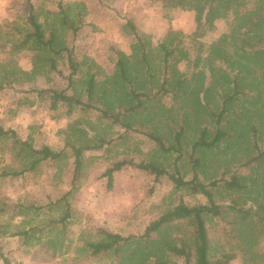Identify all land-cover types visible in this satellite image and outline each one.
<instances>
[{"label": "rangeland", "instance_id": "obj_1", "mask_svg": "<svg viewBox=\"0 0 264 264\" xmlns=\"http://www.w3.org/2000/svg\"><path fill=\"white\" fill-rule=\"evenodd\" d=\"M60 2L69 7L77 31L63 26L53 14L58 12ZM31 3L47 37L48 30L55 27L57 41L73 51L79 73L85 76L89 66L96 71L101 81L99 94L115 74L118 53L130 55L134 51L137 39L128 21L148 41L152 54L158 50L157 40L163 34L170 30L181 31L186 59L178 67L187 72L206 68V73L197 77L196 82L209 84L215 93L216 89H226L228 84L217 71L220 62L212 60V44L223 35H230L243 15L256 11L258 5H264V0H226L208 12L205 7L202 10L203 4L198 1L187 0L183 5L180 0H0V83H5L0 89V124L5 129H15L36 148L47 145L63 151L61 159L44 160L30 168L33 158L14 146L12 139L0 140V249L20 264H117L111 255H89L86 244L103 238L99 229L140 235L151 220L180 197L191 204L204 199L175 189L165 177L153 184L152 175L133 167L115 174L118 190L107 186L104 172L124 156L155 159L172 169L178 153L162 154L144 133L113 123L101 117L98 110L68 111L65 105L52 110L47 93L39 95L28 91L53 88L86 99L83 79L77 76L78 79L70 81L67 50L54 56L57 67L54 70L40 62L35 64L38 50L32 47L17 50L12 43L5 42L8 36L5 33L14 32L10 23L22 30L26 26ZM79 15L82 21H78ZM157 55L154 57L159 62L161 57ZM210 66L212 71L208 69ZM162 77V73H158L156 78ZM180 100L166 98L164 119L171 120L170 116L177 115V111L168 108ZM95 105L102 107L99 103ZM136 127L149 130L147 124ZM165 130H169V125ZM69 139L74 140L76 146L86 140L91 143L99 139L109 141L102 149L83 153L79 176L74 183L75 156ZM192 139L193 132L187 135L188 142ZM189 151L191 147L186 146L178 162L187 178L192 174L187 162ZM243 154L238 147H233V150L219 149L209 155L220 159L230 173L239 170L256 176L255 170L239 167ZM209 168L212 173L215 164L210 163ZM66 211L70 216L64 222L61 218ZM212 239L220 250L229 251L237 245L232 237L221 232L218 224L212 229ZM262 240L264 250V237ZM219 255L220 251L215 257ZM228 264L245 263L239 254Z\"/></svg>", "mask_w": 264, "mask_h": 264}, {"label": "trees", "instance_id": "obj_2", "mask_svg": "<svg viewBox=\"0 0 264 264\" xmlns=\"http://www.w3.org/2000/svg\"><path fill=\"white\" fill-rule=\"evenodd\" d=\"M187 1H198L203 4L202 10L205 7L208 12L226 0ZM185 2L180 0L182 5ZM53 14L63 26L77 31L68 6L60 2L58 12ZM78 21H82L80 15ZM9 25L14 32L5 33L8 34L5 42L12 43L13 48L38 50L35 64L40 62L54 70L57 68L54 56L67 50L70 81L83 79L86 99L66 90L28 89L39 95L47 93L52 110L63 105L68 111L98 110L101 117L144 133L162 154L178 153L172 169L155 159L137 160L129 155L114 161L104 172L110 189L118 190L115 184L117 172L133 167L152 175L153 184L165 177L175 189L204 199L191 204L180 197L151 220L140 235L99 229L103 238L86 244L90 256L111 255L117 264H228L240 254L245 264H264V187L259 186H264V5L245 13L230 35L225 34L212 44V60L220 62L217 71L228 84L226 89H216L215 93L209 84L198 85L196 82L197 77L206 73V68L205 71L187 72L178 67L186 59L183 33L179 30H170L158 38V50L153 51L155 56L158 53L157 56L161 57L157 62L148 41L128 21L137 39L134 51L130 55L118 53L115 74L111 82L106 81L107 85L99 94L97 89L101 81L96 71L89 66L85 76L79 73L73 51L57 41L55 27L48 30L47 37L32 3L23 30L14 23ZM193 68H196L194 64ZM208 69L212 71L211 66ZM158 73H162V79L156 78ZM4 86L5 83H0V89ZM167 97L175 101L182 99L171 108L167 107L177 111L176 117L170 116L171 120L162 117ZM139 124H147L149 130L139 129L136 127ZM168 125L169 130H165ZM191 132L194 139L188 142L187 135ZM1 139H12L14 146L33 158L30 168L41 161H56L63 156L62 150L56 151L47 145L34 147L15 129H5L0 124ZM108 142L106 139L94 143L86 140L76 146L74 140H68L75 156L73 183L78 179L83 153L102 149ZM186 146L191 147L187 157L192 173L190 178L185 177L182 165L178 163ZM233 147L244 152L239 167L255 170L256 176L239 170L230 173L220 159L209 155L219 149L223 152L228 148L233 150ZM210 163L216 167L212 173ZM69 216L66 211L61 221L65 222ZM217 224L222 233L236 242L233 249L220 250L213 245L212 229ZM219 251L220 255L215 257Z\"/></svg>", "mask_w": 264, "mask_h": 264}, {"label": "built area", "instance_id": "obj_3", "mask_svg": "<svg viewBox=\"0 0 264 264\" xmlns=\"http://www.w3.org/2000/svg\"><path fill=\"white\" fill-rule=\"evenodd\" d=\"M0 264H20L9 257H7L0 249Z\"/></svg>", "mask_w": 264, "mask_h": 264}]
</instances>
